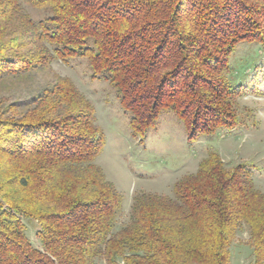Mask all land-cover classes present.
<instances>
[{"label":"trees","instance_id":"1","mask_svg":"<svg viewBox=\"0 0 264 264\" xmlns=\"http://www.w3.org/2000/svg\"><path fill=\"white\" fill-rule=\"evenodd\" d=\"M241 42L264 49V0H0V264H231L244 226L264 264V192L244 163L211 153L173 196L136 195L116 230L124 198L97 164L106 143L93 103L69 77L13 91L55 62L86 60L135 137L170 110L195 142L240 123L235 99L248 91L229 73Z\"/></svg>","mask_w":264,"mask_h":264},{"label":"rangeland","instance_id":"2","mask_svg":"<svg viewBox=\"0 0 264 264\" xmlns=\"http://www.w3.org/2000/svg\"><path fill=\"white\" fill-rule=\"evenodd\" d=\"M27 12L37 20L45 14L28 7ZM230 67L231 84L248 91L235 99L240 123L235 129L219 130L195 142L188 140L183 123L170 110L162 113L159 123L145 136L135 137L129 114L117 100L114 89L106 81L92 79L86 60L77 59L71 65L55 62L37 71L29 85L13 91L18 93L17 96L27 98L57 77H69L93 103L106 143L97 164L124 198L117 230L129 221L136 195L173 196L175 184L186 175L196 173L200 162L211 153L218 154L229 168L241 163L251 168L255 187L264 192V87L257 94L250 92L255 90V76L262 79L263 46L258 42H241L231 56ZM37 231V222L27 221L28 236L39 247L41 242ZM249 238L250 232L244 226L232 244L231 264H253ZM95 264L106 263L98 259Z\"/></svg>","mask_w":264,"mask_h":264}]
</instances>
